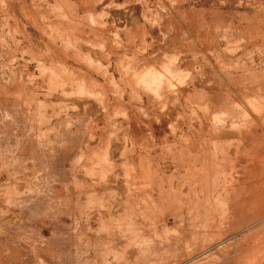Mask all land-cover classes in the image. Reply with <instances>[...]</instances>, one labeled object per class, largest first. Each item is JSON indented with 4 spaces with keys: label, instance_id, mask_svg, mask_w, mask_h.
Here are the masks:
<instances>
[{
    "label": "rangeland",
    "instance_id": "rangeland-1",
    "mask_svg": "<svg viewBox=\"0 0 264 264\" xmlns=\"http://www.w3.org/2000/svg\"><path fill=\"white\" fill-rule=\"evenodd\" d=\"M0 264H264V0H0Z\"/></svg>",
    "mask_w": 264,
    "mask_h": 264
},
{
    "label": "bare ground",
    "instance_id": "bare-ground-1",
    "mask_svg": "<svg viewBox=\"0 0 264 264\" xmlns=\"http://www.w3.org/2000/svg\"><path fill=\"white\" fill-rule=\"evenodd\" d=\"M253 131V130H252Z\"/></svg>",
    "mask_w": 264,
    "mask_h": 264
}]
</instances>
